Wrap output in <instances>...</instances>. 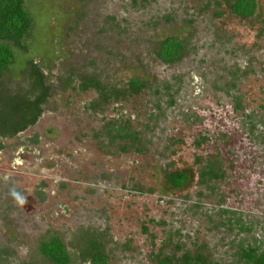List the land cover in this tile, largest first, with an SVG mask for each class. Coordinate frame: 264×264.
I'll return each instance as SVG.
<instances>
[{"label":"rangeland","instance_id":"374dc122","mask_svg":"<svg viewBox=\"0 0 264 264\" xmlns=\"http://www.w3.org/2000/svg\"><path fill=\"white\" fill-rule=\"evenodd\" d=\"M256 2L244 18L223 0H25L28 52L15 48L1 81L22 85L31 58L51 92L34 125L0 139V264H55L39 251L54 235L68 264H85L75 247L85 230L106 235L108 264H159L165 242L166 253L178 245L219 264H246L242 248L264 249V0ZM167 37L184 42L174 63L156 53ZM92 76L106 88L139 79L162 92L144 98L148 109L131 99L88 109L97 95L67 82ZM123 115L141 140L127 152L105 135ZM200 136L207 141L197 145ZM214 161L224 175L203 181ZM175 170L190 173L183 188L166 180Z\"/></svg>","mask_w":264,"mask_h":264},{"label":"trees","instance_id":"16d2710c","mask_svg":"<svg viewBox=\"0 0 264 264\" xmlns=\"http://www.w3.org/2000/svg\"><path fill=\"white\" fill-rule=\"evenodd\" d=\"M216 1V0H215ZM231 14L239 17L249 18L254 15L256 0H223ZM134 3H145L147 0H133ZM33 27V18L27 10L25 0H0V138H8L24 131L34 125L43 112V106L47 102L51 87L45 80V74L39 64L31 58L26 60L25 67H22L20 74L23 76V84L15 88L6 89L5 85L11 82L1 81L4 74L10 72L15 66V48L28 52L24 40L30 35ZM184 51V42L175 37H167L160 41L157 56L165 63L178 61ZM74 79L68 78L67 85L79 93L93 91L97 97L88 104V109L102 111L110 103L121 101L134 102L136 107L151 108L150 101H145L149 93L160 95L159 87L139 79H131L124 88H106L97 77H80L76 85ZM163 92L169 96L170 104L174 103L171 96V87L168 84L163 86ZM160 109L158 102L154 103ZM264 125V123H263ZM255 125H251L249 132L254 131ZM106 137L110 139L117 149L127 152L135 143H140V131L133 126L130 117L123 115L108 121L105 127ZM38 137H34L37 141ZM207 137L200 136L196 144L206 142ZM3 147L0 142V149ZM203 181L208 178H218L224 175V169L217 161L209 163L202 171ZM190 179L189 171L175 170L166 173V180L171 187L183 188ZM224 212H230L225 209ZM238 223L239 219L236 220ZM78 242L75 246L78 250V257L85 264H108L109 251L107 249L106 235L95 230L81 231L78 235ZM168 245L172 241H168ZM167 242L162 243L160 252L157 254L159 264H219L208 263L200 254L193 255L180 246H174L170 253L165 252ZM40 253L55 264H68L70 255L63 240L54 235L48 240H43L39 245ZM0 252V257L3 255ZM240 256L246 264H264V249L259 245H249L240 250Z\"/></svg>","mask_w":264,"mask_h":264},{"label":"flooded vegetation","instance_id":"af4514ba","mask_svg":"<svg viewBox=\"0 0 264 264\" xmlns=\"http://www.w3.org/2000/svg\"><path fill=\"white\" fill-rule=\"evenodd\" d=\"M1 139V138H0Z\"/></svg>","mask_w":264,"mask_h":264}]
</instances>
